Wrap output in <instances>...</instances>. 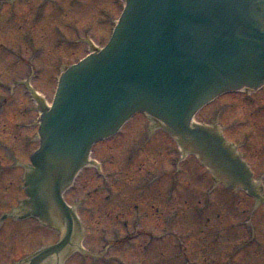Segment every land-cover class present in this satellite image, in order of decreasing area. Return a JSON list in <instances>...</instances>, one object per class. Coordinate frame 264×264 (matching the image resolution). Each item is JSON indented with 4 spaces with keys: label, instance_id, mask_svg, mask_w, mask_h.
<instances>
[{
    "label": "rangeland",
    "instance_id": "1",
    "mask_svg": "<svg viewBox=\"0 0 264 264\" xmlns=\"http://www.w3.org/2000/svg\"><path fill=\"white\" fill-rule=\"evenodd\" d=\"M4 1L0 264H14L58 239L54 231L34 228L33 221H1L23 196L15 162H29L38 147L32 90L51 105L63 67L107 44L124 1L17 0L13 12L11 0H0V7ZM195 120L217 124L264 185V88L223 95ZM147 122L145 114H138L118 135L95 145L91 157L96 165L84 169L66 193L82 223L78 239L83 250L45 264H264V203L215 184L199 160L184 156L162 128L127 157V147ZM253 238L263 244L262 254Z\"/></svg>",
    "mask_w": 264,
    "mask_h": 264
},
{
    "label": "water",
    "instance_id": "2",
    "mask_svg": "<svg viewBox=\"0 0 264 264\" xmlns=\"http://www.w3.org/2000/svg\"><path fill=\"white\" fill-rule=\"evenodd\" d=\"M263 85L264 0H125L108 44L65 68L52 106L41 105L40 146L26 179L27 215L51 227L61 219L67 233L17 264H45L63 254L80 224L63 193L94 144L139 112L198 155L217 182L258 196L233 147L216 129L192 120L220 94ZM158 128L148 118L126 156ZM78 238L79 230L73 241Z\"/></svg>",
    "mask_w": 264,
    "mask_h": 264
},
{
    "label": "flooded vegetation",
    "instance_id": "3",
    "mask_svg": "<svg viewBox=\"0 0 264 264\" xmlns=\"http://www.w3.org/2000/svg\"><path fill=\"white\" fill-rule=\"evenodd\" d=\"M14 1H17V0H11V2L9 1V3H11V8H12V12L14 11V7H15V5L14 4H12V2H14ZM22 1V0H21ZM5 3H7V2H3V4L1 5V7H0V10L3 8V5L5 4ZM35 127V124L33 123L30 127ZM25 127H28V126H25ZM29 143L27 142V145H28ZM28 162V161H27ZM27 162H23V161H21V162H19L18 160L15 162V164H14V168H16V169H19V170H21V172H22V176H20V178L19 179H21V181H20V184H19V192L23 195L22 196V198H19L18 200H17V206H13L12 207V209L9 211L11 214L12 213H14L15 215H11L10 217H8L6 220L7 221H10L11 223H15V224H23V223H25V222H29V221H33V222H35V223H38L39 225L41 224V222L40 221H38V220H33V219H29V218H27V219H18L17 218V212H16V208H20L21 206H20V203L23 201V200H26L27 199V192H26V189H25V177H26V175H27V173H28V170H27V166H28V164H27ZM40 227H42V229H46V227H44V225L43 224H41V226ZM48 230H50L49 228H47ZM250 230H253V228H251ZM252 241L253 242H256V241H258V244H257V250L258 251H261V254L263 253V244H260V241L259 240H255V238H253L252 239ZM253 246H254V244H253ZM251 249V248H250ZM248 248L246 249V253L248 252Z\"/></svg>",
    "mask_w": 264,
    "mask_h": 264
}]
</instances>
